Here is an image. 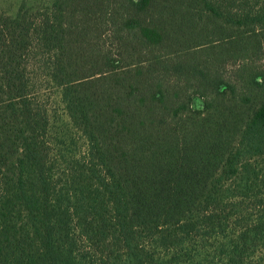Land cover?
I'll use <instances>...</instances> for the list:
<instances>
[{
	"label": "trees",
	"instance_id": "16d2710c",
	"mask_svg": "<svg viewBox=\"0 0 264 264\" xmlns=\"http://www.w3.org/2000/svg\"><path fill=\"white\" fill-rule=\"evenodd\" d=\"M0 264H264V0L0 14Z\"/></svg>",
	"mask_w": 264,
	"mask_h": 264
},
{
	"label": "rangeland",
	"instance_id": "374dc122",
	"mask_svg": "<svg viewBox=\"0 0 264 264\" xmlns=\"http://www.w3.org/2000/svg\"><path fill=\"white\" fill-rule=\"evenodd\" d=\"M47 1L48 0H0V14L13 15L22 4H24L25 7L34 8Z\"/></svg>",
	"mask_w": 264,
	"mask_h": 264
}]
</instances>
